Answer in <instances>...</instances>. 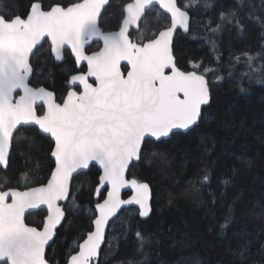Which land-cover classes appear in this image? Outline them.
Returning a JSON list of instances; mask_svg holds the SVG:
<instances>
[{"label": "snow or ice", "instance_id": "1", "mask_svg": "<svg viewBox=\"0 0 264 264\" xmlns=\"http://www.w3.org/2000/svg\"><path fill=\"white\" fill-rule=\"evenodd\" d=\"M116 2L29 0L27 12L20 14L0 0V167L10 166L16 145L34 146L37 137L48 141L50 159L46 182L37 177L36 186L24 190L0 185V264H51L46 248L55 243L59 228L72 226V212L83 211L78 201L85 191L94 198L88 209L94 218L73 241L65 264H107L102 246L114 253L133 232L130 222H120L121 236L109 239L121 209L138 206L141 218L153 211L149 183L129 178L131 168L145 158L149 144L195 131L207 118L212 84L224 79L216 74L224 67L223 35L243 38L254 24L264 41V0H232L219 11L218 0H183L182 5L131 0L122 5L118 30L105 31L103 16ZM154 6L166 15L150 18ZM197 9L212 15L197 19L190 14ZM178 29L194 38L203 34L214 66L203 61H190V71L178 66ZM93 43L100 46L89 51ZM45 53L58 62H67L65 53L73 60L62 95L43 86L51 80V73L44 75ZM237 64L246 68L239 74L241 91L245 79L264 85V43L254 53L230 52L229 77ZM92 169L96 174L90 176ZM22 176L28 179L29 173ZM208 181L205 172L199 183ZM125 188L132 194L122 199ZM41 206L46 215L40 224L27 223L30 211ZM134 238L133 255L119 264H150L152 235L137 228ZM239 255H247V242Z\"/></svg>", "mask_w": 264, "mask_h": 264}, {"label": "trees", "instance_id": "2", "mask_svg": "<svg viewBox=\"0 0 264 264\" xmlns=\"http://www.w3.org/2000/svg\"><path fill=\"white\" fill-rule=\"evenodd\" d=\"M128 1L118 0L108 9L102 21L105 31L118 28L122 5ZM6 2L12 11L20 14L28 10L29 0ZM182 2L177 0L178 5ZM255 2L259 4V0ZM231 3L232 0H218L216 11ZM156 13L165 15L154 6L149 17L154 18ZM190 14L203 20L212 15L200 9ZM259 33L256 25L249 24L243 38L223 35L220 46L224 67L216 74L224 79L212 84L214 95L211 108L206 109L207 118L201 120L195 131L149 144L145 158L131 168L129 177L149 183L153 211L147 219H141L137 212L128 215L124 209L120 213L124 221L119 220L109 239L112 235L121 236L120 222H130L133 232L127 243L119 241L120 247L114 253L103 245L102 261L107 258V264H119L131 257L134 231L139 228L154 240L149 250L150 264H264V85L249 84L245 79L242 83L246 90L241 91L239 74L246 68L237 64L232 77L228 76L227 68L230 52L259 50V45L264 43ZM175 45L178 66L183 70H193L190 61L214 66L202 33L194 38L179 31ZM44 59L47 60L44 75L51 73L50 82L44 86L52 88L57 95L64 94L65 70L72 68L71 58L66 56V63H56L45 53ZM208 78L214 80L213 75ZM208 148L212 150L207 151ZM37 163L40 167L35 171ZM49 163L46 139L37 137L31 147L21 142L16 145L10 166L0 171V185L24 189L25 185L35 186L37 177L46 182ZM25 172L29 173L28 179L22 176ZM205 172L209 181L202 185L199 181ZM94 174L96 169H92L90 176ZM225 180L230 182L225 185ZM90 199L92 204L88 202ZM78 202L83 211L72 212L69 216L72 226L65 224L59 228L55 243L47 248L51 264H65L73 241L89 230L93 217L88 209L94 206V198L85 191ZM45 215L46 211L39 209L28 214L26 222L39 225ZM225 224L227 227L222 228ZM245 242L247 255L241 257L239 252Z\"/></svg>", "mask_w": 264, "mask_h": 264}, {"label": "water", "instance_id": "3", "mask_svg": "<svg viewBox=\"0 0 264 264\" xmlns=\"http://www.w3.org/2000/svg\"><path fill=\"white\" fill-rule=\"evenodd\" d=\"M128 2H131V0L130 1H128ZM128 2H126V3H128ZM155 7H157L158 9H159V7L158 6H155ZM162 13H163V10H161V9H159ZM165 14V13H164ZM166 15V14H165ZM116 30H118V28L117 29H114V30H106V31H116ZM131 31V30H130ZM182 32V33H184L183 32V30L182 29H178V31H177V33L178 32ZM184 34H186V33H184ZM58 62V61H57ZM190 71V70H189ZM44 86V85H43ZM164 139H166V138H164ZM3 168L2 167H0V171L2 170ZM129 178H132V177H129ZM36 186V185H35ZM20 190H24V189H20ZM132 193H131V189H128V188H125V189H123L122 190V193H121V198L122 199H127L128 198V196H130ZM128 208H136V210L138 209V206H135V205H131V206H125L124 208H122L121 209V211L118 213V216L120 215V213L124 210V209H128ZM39 209H44V206H41V208H38V209H33V210H31L30 211V213L31 212H34V211H37V210H39ZM151 214V213H150ZM139 216V215H138ZM94 218V217H93ZM141 218V217H140ZM148 217H145V218H141V219H147ZM51 243L52 242H50V245H51ZM49 245V246H50ZM48 246V247H49ZM47 247V248H48ZM47 248H46V251H47ZM102 248H103V246H102Z\"/></svg>", "mask_w": 264, "mask_h": 264}, {"label": "flooded vegetation", "instance_id": "4", "mask_svg": "<svg viewBox=\"0 0 264 264\" xmlns=\"http://www.w3.org/2000/svg\"><path fill=\"white\" fill-rule=\"evenodd\" d=\"M98 46H100V45H98L97 43H93L92 45H91V48L89 49V51H95V50H97V48H98ZM45 47H46V45H45ZM65 55L66 56H68L67 55V53H65ZM71 58V57H70ZM54 62H56L57 63V61H55L54 60V58H51ZM71 60H72V58H71ZM59 63V62H58ZM74 67V63H73V60H72V68ZM86 70V69H85Z\"/></svg>", "mask_w": 264, "mask_h": 264}, {"label": "rangeland", "instance_id": "5", "mask_svg": "<svg viewBox=\"0 0 264 264\" xmlns=\"http://www.w3.org/2000/svg\"><path fill=\"white\" fill-rule=\"evenodd\" d=\"M127 211H128V212H127L128 215L137 212V210H136L135 208H128ZM123 213H124V212H123ZM120 215H121V216H120ZM120 215L118 216V217H119V220L122 219V220H120V221H124V219H123V218H124V217H123L124 215H122V214H120Z\"/></svg>", "mask_w": 264, "mask_h": 264}]
</instances>
